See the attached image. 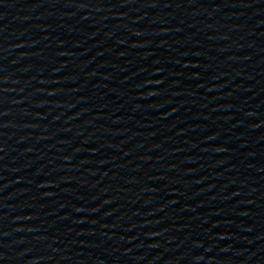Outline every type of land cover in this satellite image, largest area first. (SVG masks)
<instances>
[{"label": "water", "instance_id": "water-1", "mask_svg": "<svg viewBox=\"0 0 264 264\" xmlns=\"http://www.w3.org/2000/svg\"><path fill=\"white\" fill-rule=\"evenodd\" d=\"M0 264H264V0H0Z\"/></svg>", "mask_w": 264, "mask_h": 264}]
</instances>
